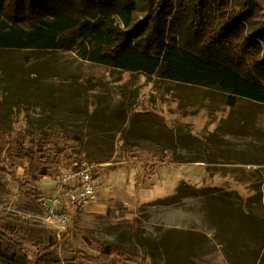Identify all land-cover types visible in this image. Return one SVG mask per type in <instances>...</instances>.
Listing matches in <instances>:
<instances>
[{
    "label": "rangeland",
    "instance_id": "obj_1",
    "mask_svg": "<svg viewBox=\"0 0 264 264\" xmlns=\"http://www.w3.org/2000/svg\"><path fill=\"white\" fill-rule=\"evenodd\" d=\"M105 1L122 27L123 6L136 4L134 22H144L136 42L144 48L158 0ZM36 3L38 23L56 13L92 20L97 9L82 18L75 0ZM261 9L264 0H254L259 27ZM0 17L27 30L38 24L26 9L12 18L0 7ZM161 22L166 43L176 37L198 51L204 42L175 9ZM62 37V50H0V131L20 142L17 154L37 152L43 140L62 162L34 182L22 180L28 157L18 169L0 157V217L27 228L38 244L26 243L27 259L19 260L0 243V264H264V105L231 107L218 90L85 61L78 33ZM259 42L252 54L264 58ZM251 73L264 84V70ZM84 169L99 179L97 201L68 206L66 222L47 221L43 197ZM93 242L119 255H100Z\"/></svg>",
    "mask_w": 264,
    "mask_h": 264
},
{
    "label": "trees",
    "instance_id": "obj_2",
    "mask_svg": "<svg viewBox=\"0 0 264 264\" xmlns=\"http://www.w3.org/2000/svg\"><path fill=\"white\" fill-rule=\"evenodd\" d=\"M253 1L176 0L174 4L173 0H158L150 13L152 29L144 35L145 47L140 48L136 39L144 22H134L137 9L134 2L123 6L122 27L106 12L105 0H75L79 17L97 8L92 20L80 21L56 13L51 20L40 23L36 0H0V7L8 16L19 18L26 9L30 22L38 23L34 29L27 30L9 25L0 17V50H62L65 48L62 36L76 32L75 42L81 39L79 55L85 61L112 66L120 72L142 73L147 77L156 75L177 84L218 90L231 107H235L239 100L264 105V84L251 73L252 69L264 70V58L252 54L261 47L259 40L264 39V24L259 27L251 20ZM172 9L186 16L193 37H205L198 51L181 47L176 37L170 43L165 42L161 19ZM259 18L264 22V9L260 10ZM225 55L230 56L232 62L223 63L221 57ZM246 60L249 64L241 68V63ZM20 151H23L20 142L10 139V133L2 129L0 157L3 163L10 158L15 161L14 168L18 169L22 167L19 159L28 157L29 165L25 168L23 181L33 179L36 182L46 177L48 171H59L62 166L59 155L54 157V152L43 140L37 152L17 154ZM0 243L6 244L19 260L27 259L26 243L38 245L29 239L27 228L5 217H0ZM90 248L100 255H119L109 245L101 246L97 242L91 243Z\"/></svg>",
    "mask_w": 264,
    "mask_h": 264
},
{
    "label": "built area",
    "instance_id": "obj_3",
    "mask_svg": "<svg viewBox=\"0 0 264 264\" xmlns=\"http://www.w3.org/2000/svg\"><path fill=\"white\" fill-rule=\"evenodd\" d=\"M63 185L57 189L50 198L43 197V208L49 222H66L67 207L83 209L97 201L99 192V179L91 169L67 174L63 179ZM70 186V188H65Z\"/></svg>",
    "mask_w": 264,
    "mask_h": 264
}]
</instances>
